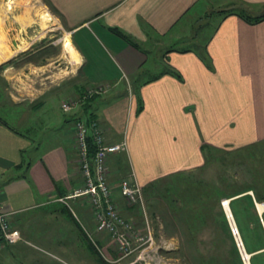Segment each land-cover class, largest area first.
Returning a JSON list of instances; mask_svg holds the SVG:
<instances>
[{
  "label": "crops",
  "instance_id": "obj_1",
  "mask_svg": "<svg viewBox=\"0 0 264 264\" xmlns=\"http://www.w3.org/2000/svg\"><path fill=\"white\" fill-rule=\"evenodd\" d=\"M43 3L70 37L64 36V52L71 60L78 57L76 75L63 81L71 84L65 87L66 97L93 84L108 86L73 109L60 107L59 119L40 109L45 93L27 101L11 95V103L19 105L11 116L19 129L1 114L0 202L12 211L11 221L22 236L27 220L39 227L34 215L45 209L53 217L49 228L54 232L47 243L71 252L87 250L76 220L65 213L75 203L82 223L93 228L90 205L82 198L68 205L57 199L82 182L75 118L96 120L110 142L125 140L126 149L107 160L108 180L115 188L122 178L145 189L161 176L196 169L215 148L229 151L253 143L264 148V17L252 20L240 13L264 14V0ZM27 38L28 46L33 37ZM254 189L242 188L230 199L247 192L256 207L264 202L257 201ZM113 195L126 217H138L118 189Z\"/></svg>",
  "mask_w": 264,
  "mask_h": 264
},
{
  "label": "rangeland",
  "instance_id": "obj_2",
  "mask_svg": "<svg viewBox=\"0 0 264 264\" xmlns=\"http://www.w3.org/2000/svg\"><path fill=\"white\" fill-rule=\"evenodd\" d=\"M28 35L33 37L32 44L12 56L8 54L9 58L4 55L3 50H9L15 40L26 41ZM64 36L68 35L43 0H0V51L5 59L0 63V104H4L0 116L2 114L18 129L19 124L11 116L16 115L19 105L11 103V95L16 101H27L29 97L45 93L40 109H49L58 119L64 113L59 106L60 100L66 98L65 87L71 84L63 81L77 73L76 62L62 48ZM32 50L34 52H30ZM159 179L156 184H150L152 188L144 189L141 185L144 209L138 204L133 205L139 212L138 217L132 218L135 228L145 233L144 226L147 225L146 234H150L151 240L143 244L134 241L136 249L131 253L122 255L106 233L96 236L91 226L82 223L77 208V212L74 209L75 203H72L69 211L73 216L70 212L65 215L67 219L76 220L73 222L81 237L86 236H83L81 246L85 245L87 250L78 248V252L75 249L71 252L68 248L47 243L54 233L49 228L53 217L44 209L37 214L39 216L34 215L39 227L33 225V220H27L23 227L24 237L21 233L17 243L0 247V264H200L202 259L205 264H244L220 202L225 195L233 196L245 187H256L253 194L257 191L264 198V148L255 143L229 151L215 148L200 167ZM239 196H234L236 199L230 209L240 243L250 254V264L251 261L264 264V239L255 225L259 214L262 219L264 209L259 213L257 207ZM86 231L94 239L98 238L100 244L95 245L89 240ZM89 241L94 248L90 247ZM140 248L146 251L144 258L135 257Z\"/></svg>",
  "mask_w": 264,
  "mask_h": 264
},
{
  "label": "built area",
  "instance_id": "obj_3",
  "mask_svg": "<svg viewBox=\"0 0 264 264\" xmlns=\"http://www.w3.org/2000/svg\"><path fill=\"white\" fill-rule=\"evenodd\" d=\"M107 86L108 84L90 85L82 94L62 99L60 107L65 111L73 109L84 98L103 92ZM73 129L74 147L77 151V164L82 182L57 199L67 205L70 199L86 200L93 214V229L108 234L122 255L129 254L136 249L134 241H138L137 244L148 243L151 236L146 234L147 225L144 226L145 233L135 228L134 221L123 214L113 195L114 190L118 189L126 205L138 204L144 209L142 186L135 180L122 178L115 188L108 180V157L112 153L125 150V142L108 141L104 129L96 120L75 118ZM88 140L92 143L91 147ZM11 212L0 202V247L13 245L21 239L20 229L11 221ZM86 233L96 245L90 232ZM96 248L100 249L99 246ZM143 252L146 254V251L140 248L135 257L144 258Z\"/></svg>",
  "mask_w": 264,
  "mask_h": 264
},
{
  "label": "bare ground",
  "instance_id": "obj_4",
  "mask_svg": "<svg viewBox=\"0 0 264 264\" xmlns=\"http://www.w3.org/2000/svg\"><path fill=\"white\" fill-rule=\"evenodd\" d=\"M8 7H9V3H8ZM21 39H20V41L19 40L18 41L16 40L14 42V45L9 50H7V53L9 54V56H12L18 50L23 49L24 47L27 46L26 41H23ZM72 60H73V62H76L78 60V57H73ZM230 198L231 197H225L222 200H223V203H224V209H225V211H226V213L228 215V219H229V222H230L231 231L234 234V237L236 238V240L239 242V240L241 241V238L239 236V233H238V230H237V227H236V224H235L233 215L231 213V209L229 207V200H230ZM255 205L257 207V210L259 212H261L262 209H263V204L262 203H257V204L255 203ZM238 244H239V250L241 252V255L243 256V260H244L245 264H250V261H249L250 254L244 249V246H243L242 243H238Z\"/></svg>",
  "mask_w": 264,
  "mask_h": 264
},
{
  "label": "trees",
  "instance_id": "obj_5",
  "mask_svg": "<svg viewBox=\"0 0 264 264\" xmlns=\"http://www.w3.org/2000/svg\"><path fill=\"white\" fill-rule=\"evenodd\" d=\"M241 13V15H243V16H245L247 19L248 18H253L252 20H256V19H260V18H263L264 17V14H261V15H257V16H250V15H247V14H244V13H242V12H240ZM116 30V32H118V33H120V34H122L121 33V31H119L118 29H115ZM88 144H89V146L91 147L92 146V143H90V140H88ZM160 180V179H159ZM154 184H156V183H154ZM149 187L150 188H152V186H150L149 185ZM143 188V187H142ZM154 188V187H153ZM229 195V194H228ZM228 195H225L226 197H229ZM254 195H255V198L257 199V201H259V200H263L264 201V198H263V195H259L258 194V192L257 193H254ZM241 197H243L244 199L246 198V200H248L249 201V203H250V205L251 206H253L254 205V203H253V199H252V196H251V194H249V193H246V194H242V195H240ZM239 196V197H240ZM236 198H238V197H236ZM236 198H232V199H230L229 200V207L231 208V204L234 202V199H236ZM125 203V202H124ZM128 207L129 206H131V207H134L133 205H127ZM139 206V205H138ZM231 211H232V209H231ZM232 213V212H231ZM233 214V213H232ZM258 217V216H257ZM256 217V220H257V222L255 223V225L259 228V230H260V232H261V234H262V237H263V239H264V227H263V224H264V213L262 214V220H263V222H261L260 223V221L261 220H259V217L257 218ZM141 219H142V222H143V224H144V221H143V218L141 217ZM226 222V221H225ZM84 236V238H86V236L85 235H83ZM88 238V237H87ZM89 239V238H88ZM90 240V239H89ZM99 241V242H98ZM264 242V241H263ZM89 243V245H90V247H93L94 248V244L91 242V241H89L88 242ZM95 243H98V244H100V240L97 238V239H95ZM97 244V245H98ZM100 247V246H99ZM246 248V247H245ZM247 249V248H246ZM249 250V249H248ZM97 258H99V260H101L100 259V257H98L97 256ZM250 258V257H249ZM200 264H205L204 263V261H203V259L201 260V262H200ZM251 264H253V262L251 261Z\"/></svg>",
  "mask_w": 264,
  "mask_h": 264
},
{
  "label": "water",
  "instance_id": "obj_6",
  "mask_svg": "<svg viewBox=\"0 0 264 264\" xmlns=\"http://www.w3.org/2000/svg\"><path fill=\"white\" fill-rule=\"evenodd\" d=\"M220 203H221V205H222V208H223L224 214H225V216H226V218H227V220H228V223H229V225H230V222H229V219H228V215H227V213H226V211H225V209H224V203H223V200H222ZM234 239H236V238H234ZM238 243H240V240H239V242L237 241V244H238ZM238 246H239V244H238ZM239 253L241 254L240 250H239ZM241 258L243 259V256H242V255H241ZM243 262H244V260H243ZM244 264H245V262H244Z\"/></svg>",
  "mask_w": 264,
  "mask_h": 264
}]
</instances>
